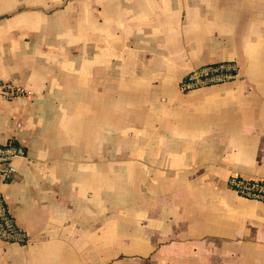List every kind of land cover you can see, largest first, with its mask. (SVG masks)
<instances>
[{
  "label": "crops",
  "instance_id": "0c3cea01",
  "mask_svg": "<svg viewBox=\"0 0 264 264\" xmlns=\"http://www.w3.org/2000/svg\"><path fill=\"white\" fill-rule=\"evenodd\" d=\"M237 80L183 91L192 68ZM0 264H264V0H0Z\"/></svg>",
  "mask_w": 264,
  "mask_h": 264
},
{
  "label": "built area",
  "instance_id": "2783aa9c",
  "mask_svg": "<svg viewBox=\"0 0 264 264\" xmlns=\"http://www.w3.org/2000/svg\"><path fill=\"white\" fill-rule=\"evenodd\" d=\"M240 77L239 64L233 60H221L206 63L190 69L180 82L183 91H191L214 84L237 80ZM1 96L12 99L25 95L27 90L11 82H3ZM26 155L25 146L14 140L0 142V171L4 181L12 180L17 174L16 160ZM228 187L248 199L264 203V178H245L231 175L227 180ZM0 238L9 243L26 244L29 241L27 232L21 228L11 213L5 195L0 191Z\"/></svg>",
  "mask_w": 264,
  "mask_h": 264
},
{
  "label": "rangeland",
  "instance_id": "374dc122",
  "mask_svg": "<svg viewBox=\"0 0 264 264\" xmlns=\"http://www.w3.org/2000/svg\"><path fill=\"white\" fill-rule=\"evenodd\" d=\"M142 262H143V261H142ZM142 262H141L140 264H143ZM124 264H129V261H126V263H124ZM136 264H137V263H136Z\"/></svg>",
  "mask_w": 264,
  "mask_h": 264
}]
</instances>
